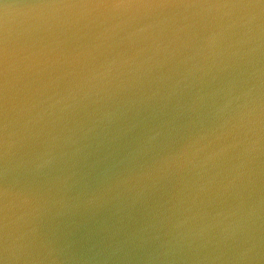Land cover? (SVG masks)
I'll list each match as a JSON object with an SVG mask.
<instances>
[{
	"label": "water",
	"instance_id": "1",
	"mask_svg": "<svg viewBox=\"0 0 264 264\" xmlns=\"http://www.w3.org/2000/svg\"><path fill=\"white\" fill-rule=\"evenodd\" d=\"M0 264H264V0H0Z\"/></svg>",
	"mask_w": 264,
	"mask_h": 264
}]
</instances>
